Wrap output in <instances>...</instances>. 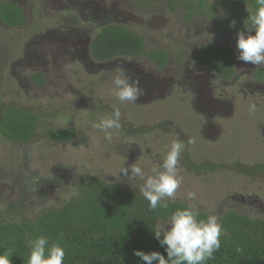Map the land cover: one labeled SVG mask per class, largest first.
<instances>
[{
  "label": "rangeland",
  "instance_id": "374dc122",
  "mask_svg": "<svg viewBox=\"0 0 264 264\" xmlns=\"http://www.w3.org/2000/svg\"><path fill=\"white\" fill-rule=\"evenodd\" d=\"M67 1L0 0L15 4L26 21L17 28L0 22V108L24 109L38 118L26 145L0 136V220L33 222L43 209L69 201L75 184L88 177L141 194L143 181L120 176V168L136 163L151 174L171 143L180 140L185 143L178 166L182 183L167 203L218 220L232 211L264 221V83L256 78L264 65L237 60L235 46L237 31L247 34L251 25L221 28L223 7L211 19L193 12L188 21L186 9L169 12L162 0H73L75 7L90 8L92 19L71 12ZM205 1L218 6L219 0ZM106 16L110 25L140 35L145 53L164 52L165 65L158 68L145 55L93 60L89 47ZM69 31L79 36L80 46L67 37ZM213 45L233 59L235 75L228 81L194 64L202 48ZM121 67L139 76L144 89L134 104H120L113 93L111 80ZM39 73L42 86L31 81ZM113 105L120 107L122 129L107 140L94 124ZM59 130H74L76 136L68 143L45 138ZM201 165L209 170L190 168ZM33 177L39 183L27 185ZM188 192L197 199L189 200Z\"/></svg>",
  "mask_w": 264,
  "mask_h": 264
},
{
  "label": "trees",
  "instance_id": "16d2710c",
  "mask_svg": "<svg viewBox=\"0 0 264 264\" xmlns=\"http://www.w3.org/2000/svg\"><path fill=\"white\" fill-rule=\"evenodd\" d=\"M146 4L149 0H136ZM169 12L176 8L186 9L185 18L190 21L193 12L200 17H212L218 7H223L226 23L250 22L256 0H219L218 6H209L205 0H162ZM0 22L7 27H22L26 24L23 12L9 2L0 3ZM143 38L121 25H108L101 29L90 45V55L98 63L115 58H136L145 55L161 68L167 62L164 52L145 53ZM194 64L208 69L217 78L228 81L234 77L232 57L216 45L204 47L195 57ZM256 78L264 83V67L257 71ZM36 86H42L43 75L31 76ZM38 118L24 109L9 106L0 108V136L14 144L26 145L37 131ZM76 136L74 130L52 131L45 138L53 143H68ZM194 172L209 170L206 166L190 167ZM75 195L59 208L43 209L33 222H3L0 220V254L11 250V264H27L29 237L45 236L49 243L59 241L65 249L63 264H144L133 252L164 253L153 238L158 222H164L177 209L187 208L180 203H168L167 208L150 211L146 199L137 193L88 177L75 184ZM198 212L197 219H206ZM223 234L221 246L211 260L204 264H264V221L226 212L219 218Z\"/></svg>",
  "mask_w": 264,
  "mask_h": 264
},
{
  "label": "clouds",
  "instance_id": "9594fccd",
  "mask_svg": "<svg viewBox=\"0 0 264 264\" xmlns=\"http://www.w3.org/2000/svg\"><path fill=\"white\" fill-rule=\"evenodd\" d=\"M257 8L254 14L247 17L251 27L236 33L237 60L253 66L264 65V0H256ZM236 22H230L235 28ZM113 75L111 86L120 104H134L145 93L139 77L133 78L125 69L117 68ZM254 110V108H253ZM121 110L113 105L112 111L94 127L105 134L107 140L112 139L113 130H121ZM188 143H192L189 141ZM185 149V143L174 140L166 152L159 168H153L151 174L146 173L136 163L121 167L119 175L129 180L139 178L143 181L140 193L148 202L150 211L157 208H167L166 200L174 199L182 179L178 176V166ZM27 185L39 183V177L25 181ZM31 190L35 191V188ZM189 200L197 199L195 192H188ZM198 212L194 207L177 209L172 212L164 223L151 230L153 238L164 249L165 254L152 251L145 253L134 250L133 254L144 264H204L211 260L213 254L220 248L222 226L216 215H208L206 219H197ZM30 244L27 264H63L65 249L59 241L49 243L45 236L35 239L29 237ZM11 250L0 254V264H11Z\"/></svg>",
  "mask_w": 264,
  "mask_h": 264
},
{
  "label": "flooded vegetation",
  "instance_id": "af4514ba",
  "mask_svg": "<svg viewBox=\"0 0 264 264\" xmlns=\"http://www.w3.org/2000/svg\"><path fill=\"white\" fill-rule=\"evenodd\" d=\"M68 3H70V4H72V5H70V8L69 9H71V12H74V13H79V15L80 16H83V15H85L86 17L87 16H92V19H93V11H91V9L90 8H87V7H84V6H82V5H78V6H76L75 7V5L72 3L73 2V0H68L67 1ZM72 16H70L69 17V19L71 18ZM68 19V20H69ZM105 20H106V25H104V27H106V26H108V25H110V23L112 22L110 19H109V17H105ZM2 24V23H1ZM2 25H4V24H2ZM112 25V24H111ZM5 26V25H4ZM5 27H7V26H5ZM104 27H101V29H103ZM17 28V27H16ZM98 31H100L99 29H98ZM70 33H69V35H67V37L68 38H73L72 39V41L74 42V44L75 45H78V46H80V39H79V36L76 34V33H73V31H69ZM66 37V36H65ZM92 43V42H91ZM91 45V44H90ZM89 51H90V47H89ZM112 61V60H111ZM109 62V61H108ZM263 68V67H262ZM261 68H259L257 71H259ZM129 75H131L130 73H128ZM133 77V76H132ZM137 77H139V76H137ZM133 78H136V77H133ZM219 80H221V79H219ZM192 90H194V88H191V91Z\"/></svg>",
  "mask_w": 264,
  "mask_h": 264
}]
</instances>
